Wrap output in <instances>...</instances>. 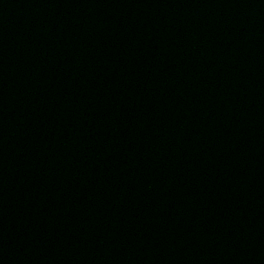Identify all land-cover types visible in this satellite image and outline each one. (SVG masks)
Listing matches in <instances>:
<instances>
[{
    "label": "water",
    "instance_id": "95a60500",
    "mask_svg": "<svg viewBox=\"0 0 264 264\" xmlns=\"http://www.w3.org/2000/svg\"><path fill=\"white\" fill-rule=\"evenodd\" d=\"M0 264H264V0H0Z\"/></svg>",
    "mask_w": 264,
    "mask_h": 264
}]
</instances>
